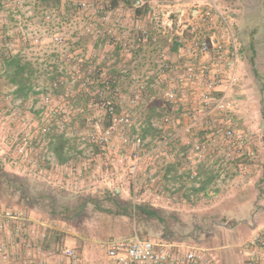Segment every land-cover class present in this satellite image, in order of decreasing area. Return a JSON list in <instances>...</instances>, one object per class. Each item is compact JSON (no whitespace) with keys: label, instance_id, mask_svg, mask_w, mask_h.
I'll return each mask as SVG.
<instances>
[{"label":"rangeland","instance_id":"1","mask_svg":"<svg viewBox=\"0 0 264 264\" xmlns=\"http://www.w3.org/2000/svg\"><path fill=\"white\" fill-rule=\"evenodd\" d=\"M190 1L0 0V70L4 55L20 54L38 67L36 90L41 92L19 98L0 77V170L17 176L12 181L28 195L22 199L0 183V210L15 208L46 221L50 227L43 243L56 241L52 230L59 225L94 243L130 237L138 225L122 209L128 202L144 203L168 212L170 224L166 236L149 222L146 238L196 244L211 249L222 264L243 263L240 246L251 236V227L264 224V0H218L233 14L242 43L248 47L254 42L256 48L254 59L246 49L242 55L237 93L240 127L252 132L254 155L246 170L219 184L218 177L196 162L192 166L201 176L198 185L190 178L191 169L174 164L187 156L168 158L167 140L157 156L145 158L135 175L130 172L137 137L148 149L162 141L160 133L142 137L145 121L149 118L160 129L168 114L162 99L165 86L157 76L160 53L168 58V41L146 14ZM136 16L146 19V28L158 40L134 45L131 58L123 55L112 36L133 38ZM55 71L64 81L58 89L50 82L49 74ZM108 80L110 87H105ZM142 82L145 89L140 91ZM44 86L49 88L43 90ZM102 90L103 98L96 99ZM109 106L128 117L113 132ZM57 131L70 139L65 164L50 149V135ZM92 137L101 147L89 141ZM173 161L177 171L168 174ZM91 198L98 200L97 205L88 202L79 217L73 211H67V219L58 215Z\"/></svg>","mask_w":264,"mask_h":264},{"label":"built area","instance_id":"2","mask_svg":"<svg viewBox=\"0 0 264 264\" xmlns=\"http://www.w3.org/2000/svg\"><path fill=\"white\" fill-rule=\"evenodd\" d=\"M140 19L136 16L133 21V38L112 39L119 43L123 55L132 58L134 45L158 40L146 28V19L167 39L168 58L160 53L157 76L165 86L162 99L168 114L161 119L159 144L148 149L141 137L135 139L131 174H136L145 158L157 156L168 140V158L178 153L187 156L181 162L170 163L191 169L190 178L198 185L201 176L198 167L192 166L196 162L218 177L217 183L228 182L236 172L246 170V163L254 155L252 132L250 128L242 130L239 122L237 93L242 82L243 45L234 16L218 0H192L154 8L148 11L145 21ZM101 36L106 37V32ZM110 84L109 80L104 82L105 87ZM138 89L144 90L145 83H139ZM132 102L136 103V99ZM107 113L111 117V132L117 123L128 122V117L116 114L114 106H109ZM49 227L46 221L35 219L26 211L0 210V264L12 262L10 245L21 241L31 247V238L39 233L45 240ZM105 244L112 264H222L211 249L155 241L137 233L110 239ZM63 252L74 255L69 247ZM240 253L243 264H264V224L253 228L251 236L240 246ZM15 264L31 263L24 260Z\"/></svg>","mask_w":264,"mask_h":264},{"label":"trees","instance_id":"3","mask_svg":"<svg viewBox=\"0 0 264 264\" xmlns=\"http://www.w3.org/2000/svg\"><path fill=\"white\" fill-rule=\"evenodd\" d=\"M135 4H137V2H135ZM253 32L256 33L257 31L253 29ZM243 43H242L243 45L242 55L244 56L246 49L247 51H250L252 53L250 59H254L256 55V48L254 42H250L248 47L245 45V41ZM38 72H39L38 67L32 61L24 60L20 54H8L2 57V70H0V77H4L8 82V84L14 87L13 92L15 96L19 98L28 97L30 93H36V94L41 93L40 91L36 90V88L38 87V76H37ZM49 75H50L51 87H53L54 89H58L64 84V81L60 82V78L62 75L59 72L55 71L50 73ZM113 86H116L115 80ZM48 88L49 87L44 86L43 90H47ZM103 92H104L103 90L98 91L94 97L100 100L101 95L103 98ZM151 109L155 110L156 107L151 105ZM144 125L145 126H143L141 133L142 137L145 138L148 135L155 137L156 134L160 133V129L155 128L149 118L145 121ZM50 138H51L50 149L54 154V156L56 157V159L58 160V162L60 164L67 163L70 157L69 151L71 147H69L70 139L68 138L66 132L64 131L54 132L53 134L50 135ZM89 141L101 147V145H99L97 141L91 139ZM14 177L17 176H12L11 174L3 170L2 171L0 170V183L1 184L4 183L5 186L12 193L21 194L22 199L27 198L28 195L24 193L23 189L18 188L12 181L13 179H15ZM115 192L117 193V191ZM31 202L34 203L35 200H31ZM88 202H92L96 206L98 200L91 198L83 202L82 201L78 202L73 208L66 207L62 211H59L58 215H60V217L67 219L68 217V215L66 214L67 211H73L72 212L73 216L79 217L83 212L85 206L88 204ZM122 210L132 219H135V222L138 225V230L136 231V233H138L140 237L146 238L147 236L150 235L148 226L151 223L149 222H154L155 225L158 228H160L163 233H165V235L168 234V229L170 228V224L168 222V212L150 206L149 204H144V203L134 204L132 202H128L127 206L124 207V209Z\"/></svg>","mask_w":264,"mask_h":264},{"label":"crops","instance_id":"4","mask_svg":"<svg viewBox=\"0 0 264 264\" xmlns=\"http://www.w3.org/2000/svg\"><path fill=\"white\" fill-rule=\"evenodd\" d=\"M137 3L140 4L138 1ZM173 171H177V168L171 163L168 166V174ZM30 216L35 219L39 218L32 214ZM252 229L253 227H251V231ZM52 231L53 235L56 236V241L53 244L51 240L46 244L43 243L44 240L40 238L38 233V235L31 238V247L27 245V242L21 241L10 245L13 260L12 262H2L1 264H15L24 260L29 261L31 264H38L40 261L46 264H112L108 256V247L105 244L107 240L102 242L103 245L94 243L86 235H81L71 228H62L60 225L59 227L55 226ZM6 238H8L7 235ZM65 247L73 249L74 255H66L63 252ZM216 257L218 258L217 255Z\"/></svg>","mask_w":264,"mask_h":264}]
</instances>
